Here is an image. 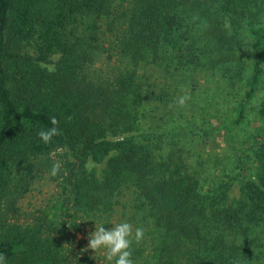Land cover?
Wrapping results in <instances>:
<instances>
[{
    "label": "trees",
    "instance_id": "obj_1",
    "mask_svg": "<svg viewBox=\"0 0 264 264\" xmlns=\"http://www.w3.org/2000/svg\"><path fill=\"white\" fill-rule=\"evenodd\" d=\"M92 218L134 264H264V0H0V254L108 264Z\"/></svg>",
    "mask_w": 264,
    "mask_h": 264
},
{
    "label": "clouds",
    "instance_id": "obj_2",
    "mask_svg": "<svg viewBox=\"0 0 264 264\" xmlns=\"http://www.w3.org/2000/svg\"><path fill=\"white\" fill-rule=\"evenodd\" d=\"M187 97L181 96L178 103L183 105ZM52 124L56 125L58 121L55 117L52 118ZM59 133V129L55 126L41 129L38 136L47 144L52 138ZM61 167L59 161L53 163L51 172L56 175ZM94 221V229L88 233L89 241L88 248L94 252H102L108 264H134L133 256V240L139 242L144 236V228L137 226L133 232V225L127 220H122L115 223L113 226H107L108 222L105 220L96 221L95 218L89 219ZM81 221L87 220H80ZM95 258V256H94ZM96 259V258H95ZM0 264H6L5 257L0 254Z\"/></svg>",
    "mask_w": 264,
    "mask_h": 264
},
{
    "label": "rangeland",
    "instance_id": "obj_3",
    "mask_svg": "<svg viewBox=\"0 0 264 264\" xmlns=\"http://www.w3.org/2000/svg\"><path fill=\"white\" fill-rule=\"evenodd\" d=\"M259 97H260V95H259ZM259 97L256 99V101L254 103L255 106L258 105ZM255 114H256L255 110H252V112L250 113V116H249L250 117V120H249L250 124H249V122L247 124L249 127L256 126V124H257V121H255V119H254ZM57 190L58 189H57L54 182H51L48 179L38 180L33 185L31 191H29L27 193V195L20 200L19 205L22 207V209L24 211L31 212L35 208L45 204L48 200L53 198V196L56 195ZM24 217H26V215H24ZM90 228L85 229V231H83L82 233H80L78 235V239H81L80 241H78V243H81L82 248H84L85 246L88 245V241H89L88 233L90 231H92L94 229V227L91 229ZM94 254H97L98 256L104 255L102 252H99V251L94 252ZM99 262H100V264H103L104 260L101 259V260H99Z\"/></svg>",
    "mask_w": 264,
    "mask_h": 264
}]
</instances>
